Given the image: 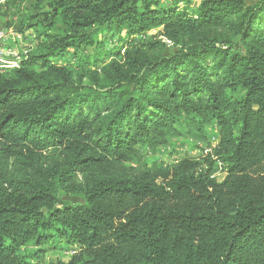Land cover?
I'll return each mask as SVG.
<instances>
[{"label": "trees", "instance_id": "1", "mask_svg": "<svg viewBox=\"0 0 264 264\" xmlns=\"http://www.w3.org/2000/svg\"><path fill=\"white\" fill-rule=\"evenodd\" d=\"M170 1L37 0L46 40L0 73V264L59 239L77 251L51 264H264V0ZM104 31L123 44L98 67L78 53ZM212 123L202 161L116 170Z\"/></svg>", "mask_w": 264, "mask_h": 264}, {"label": "rangeland", "instance_id": "2", "mask_svg": "<svg viewBox=\"0 0 264 264\" xmlns=\"http://www.w3.org/2000/svg\"><path fill=\"white\" fill-rule=\"evenodd\" d=\"M202 0H192L191 6L197 7ZM37 0H0V33L4 34V41L1 45L0 51V73H8L10 70L19 67L22 62L30 55L32 48L45 41L46 37L40 35L35 29H25L29 22L33 21L30 16L39 13L45 8V2L42 8H36ZM170 0H160L161 5H169ZM180 9H185L186 4H178ZM25 29V30H23ZM159 29H153L147 34L139 35L134 38L135 43L146 41L148 38L158 35ZM124 35V34H123ZM122 35L119 36L115 31H104L100 36L103 39V47L96 48V46H88L82 48L78 55L84 57L91 56L90 62L95 56H99L94 66H102L111 56L113 49L121 48L123 44ZM167 42L172 45L170 41ZM168 51L170 47L167 48ZM101 51V52H100ZM105 52H109L106 54ZM57 64H67L75 62V55L72 50L66 52L62 57L56 58ZM219 142V128L216 123H212L206 127L205 135L191 134L185 137L167 135L166 140L156 145H139V156L123 163H116V170L123 169L128 174L139 176L141 173L150 170L157 173L160 169L177 163L184 157H190L197 160H204V158L211 153L214 146ZM217 181H222L225 177V172L220 168V165L213 167V175ZM60 201L63 204L74 205L81 202L83 199L78 194L68 193L67 191H60ZM77 251V248L68 244L64 239H59L54 243L43 244L37 246L29 244L19 249V253L27 257L28 261L33 264H51L57 261H69L71 256Z\"/></svg>", "mask_w": 264, "mask_h": 264}, {"label": "built area", "instance_id": "3", "mask_svg": "<svg viewBox=\"0 0 264 264\" xmlns=\"http://www.w3.org/2000/svg\"><path fill=\"white\" fill-rule=\"evenodd\" d=\"M3 39H4V34L0 33V51H1V47H2L1 45L3 44V41H4Z\"/></svg>", "mask_w": 264, "mask_h": 264}]
</instances>
